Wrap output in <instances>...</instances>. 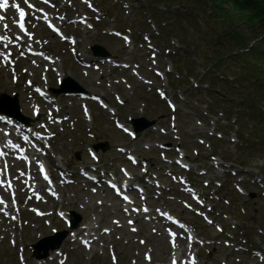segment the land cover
<instances>
[{
	"label": "rangeland",
	"instance_id": "rangeland-1",
	"mask_svg": "<svg viewBox=\"0 0 264 264\" xmlns=\"http://www.w3.org/2000/svg\"><path fill=\"white\" fill-rule=\"evenodd\" d=\"M93 2L97 10H100L97 14L100 19L94 21L95 23L92 22L94 26L91 29L86 27L75 28L74 25L68 23L67 25L70 26H66L64 23L65 30L78 34L77 52L80 56L91 59L92 56L88 48L89 44L92 42L102 44L118 60L138 64V74H132L130 69L113 68L109 65H105L98 70L82 68L74 62L68 51H66L65 43L61 44L58 39L54 38L49 40V43L53 42L55 46L51 47L49 45L47 48L51 51H56L59 55L60 66L63 67L64 76L74 79L75 82L86 88L89 93H101L100 95L115 109L116 113L113 115H117L122 120L127 121L129 118L144 115L148 118L156 119V123L163 126L167 131L170 112L164 101L159 98L156 89L166 91L169 96L171 95L174 98L173 100L177 107L175 112V133L163 134L157 130L153 131L149 129V131H145L146 133L143 132L144 134H138L135 139H130L115 128L113 124L115 116L110 115L106 109L98 107L96 102L87 101L90 116L86 118L80 110L81 101L77 95L50 93L54 95L55 100L60 104V115L68 116V120L54 125L56 135L53 136L47 160L50 168L57 165L73 168V175L75 176L74 181L62 189V202L51 201V203L53 207L62 205L61 207L66 212L73 210L79 214L81 216L80 223H83L84 226H90L89 232L91 238L95 237L93 249L89 251H84L79 247L77 241L70 242L69 237L65 239L62 248L68 253V258L64 264H169L170 249L166 241L163 226L161 223L156 222L155 215L149 218H147V215H143L147 220L143 216L139 217V215H136L134 213L136 212L134 211V206H139L140 201L138 200L136 203L131 204L132 207L127 211L128 205H121L122 200L113 195L104 185H95L88 182L82 179L78 172L75 171L79 165H86V167L90 168L89 166L95 163L96 160L91 159L87 152L89 148L92 149L91 145L99 141H107L109 144L105 152L100 150L94 151L100 159L98 168L103 166L106 170H114L116 175H120L118 172L119 166H126L132 172L134 179L141 178V167H133L127 164L123 154L116 150L115 147L125 145L127 149L133 150L139 157L144 156L149 161L152 160L155 164L152 163L150 167L151 171L157 170L161 162L165 164L164 166L169 163V160L164 162L159 159L162 156L159 154L158 147L154 145L155 141L172 143V147L166 152V156L175 155V147L177 145L181 146V153H184L185 157L195 161L191 165V171L196 170L195 165L197 164L200 167L204 163L205 166H208V162H203V160L207 155L214 152V149H216V153L220 157L225 152V155L231 161L241 162L244 159L243 161L247 163L249 172L256 171V165L264 164L256 160L259 157L261 161H264V153L255 151L251 147L243 148L244 146L238 150L239 143L229 142L231 137L229 133L233 130L231 127L228 130L229 133L222 134L219 140H213L214 149L206 145L208 142L206 138L209 135H213V128H223L227 123L220 113L217 114L223 108V103L219 101L221 96H216L217 98L211 101L209 94L203 89L204 85H198V92L191 90L189 82L194 80L188 76L182 78V76H177L174 72L173 65L174 67L182 68L190 65L192 76L198 79L201 72V62L197 59L191 48L189 50L185 49L189 57H185L184 61L188 60V64L178 61V56L181 57L182 53L173 56L172 62L170 60L171 57L167 54L166 47H168V43L166 42L170 39L172 41L170 43H172L174 48H181V46L175 42L173 37L166 35V32L159 36L156 26L152 24L149 25V29L160 40L157 43L153 42L158 49L156 57L153 59L149 58L148 51L144 50L145 47L141 43L144 40V34L141 37L138 36L135 40L131 39V42L128 43L112 35L111 31L116 29L117 25H123L124 28H130L131 26L129 25H132L134 26L133 29L131 27L130 31L127 29L125 31L138 34L140 31V27L138 26L146 22L148 23V12L141 0H129L128 2L126 0H113V3L119 4L121 2V4L124 3V6L127 5L126 11L122 15L118 9L107 10V5L103 4L102 0H93ZM59 5L67 13H73L74 10L79 8L85 9L79 0H60ZM138 5H141L142 9H138ZM157 8L159 11L164 10L163 6H158ZM174 8H177V6L173 5L169 10H174ZM156 15L158 16L159 14L156 12ZM238 28L242 33L246 31L241 24ZM184 29H187L186 35L189 37L191 35L190 28L185 26ZM188 42L191 44L189 40ZM27 64L30 66V74L35 75V78L32 79L34 83H41L38 75H40L41 70L44 71L43 65L46 64L44 62L38 67V64L33 65L30 61L22 60L18 68L19 79L16 82L11 80V73L9 71L2 70L0 72V100L3 99V102H0V108L10 109V105H12L11 100L5 96H3L4 98L1 97L2 93L9 96L17 93L19 96L20 112L34 121L33 119L35 118L30 116L31 106L26 104L31 88H28L23 80L29 75L28 73L23 74L21 72V69H25ZM155 68L160 70L161 75L153 72ZM139 75L145 78L147 83L139 79ZM170 75H172L171 78H174L173 83H170L169 77L167 78ZM120 78L125 79L126 85L121 84ZM203 78L205 79V75ZM116 79L120 83H115ZM47 80L50 81L49 85L55 88L58 87L55 83V74L51 70L47 73ZM69 83L73 85L72 82ZM24 89L27 92L24 93ZM224 90L230 92L228 89ZM113 92L119 94L123 100L122 105L117 104L113 97ZM235 97L236 95L234 97L233 95L229 96L230 99ZM255 107L257 112L259 110L260 112L262 111L259 104L255 105ZM47 108H51V106L48 104ZM208 108H211L212 111ZM45 114L46 110H44L42 117L38 118L39 122L45 120ZM38 120L35 121L37 122ZM259 126L264 128V123H260ZM222 130L227 131L225 128ZM246 133L248 132L243 134V137L249 136V139H246V141L250 143L254 142V137H250L249 133ZM201 139H204V143H201ZM210 140L212 142L211 138ZM145 144L149 146V149L144 148L146 147ZM193 150L198 151L197 155L193 153ZM75 153L77 154L75 155ZM198 160H200V163L197 162ZM159 175L162 176L160 180L164 181V183L171 182L161 168L159 169ZM211 175L216 177L223 176V169L212 170ZM226 182L227 187L225 191L227 190V192L223 194L230 200V204L223 205L219 201H216V199H213L212 202L215 209L210 213L214 220L212 225L204 223L195 214L182 207L181 202L177 199L181 193H179L176 185L172 186V191L176 194V197L172 196V192L169 191L170 187L163 184L161 185V189L168 190V193L163 194L158 199L154 195H150L149 201L153 207L163 206L173 209L182 218L189 220L197 226L198 232L207 239L204 245L200 246L198 244L196 248L202 259V264H264V259L253 256L251 252V249L254 248L252 243L260 242L254 230L257 226L264 230V196H260V191L252 187L249 190L254 194L253 201L246 200L243 194L238 195L232 190L230 180ZM36 206L44 208L45 211L49 210V204L46 206L43 203H39ZM242 207L245 211L241 210ZM206 209L203 208L204 211H207ZM237 209H239L241 215H238ZM50 218L47 217L46 219ZM25 219L29 220L27 225L22 224L23 227L21 229L17 224L14 225L15 235L13 239L16 240L15 246L10 242V238L13 236L11 231L13 226L3 221L1 230H7V235L0 233V264H57L56 261L50 260L51 256L37 261L31 255V245L44 236L53 235L54 230L66 229V225L54 215L51 219L52 224L47 226L45 223L46 219H36L26 209L23 212L22 220ZM129 221H134V223L128 224ZM238 222L243 224L246 230L249 228L248 232L249 235L251 234V237L246 234V230L240 231L243 227ZM217 226L221 228V231L216 229ZM105 228L109 229L110 232L104 233L103 230ZM83 233H86L85 229ZM244 237L246 241H244ZM229 239L235 243H241L242 246L224 245V241ZM50 241L44 243V246L48 247L52 244L53 240ZM20 249H23L25 255L24 263H20L17 258V251ZM40 252L43 251L40 250ZM108 252H113L114 257L112 259ZM49 253L53 255L55 252L49 251ZM113 258H115V261Z\"/></svg>",
	"mask_w": 264,
	"mask_h": 264
},
{
	"label": "trees",
	"instance_id": "trees-1",
	"mask_svg": "<svg viewBox=\"0 0 264 264\" xmlns=\"http://www.w3.org/2000/svg\"><path fill=\"white\" fill-rule=\"evenodd\" d=\"M144 1L166 8L164 16L171 17L168 26L180 44L192 47L209 86L236 95L238 119L264 140V128L259 126L264 123V111L258 113L255 107L259 104L264 108V0ZM173 5L177 8L169 10ZM156 11L152 18L160 25ZM240 24L246 29L244 33L238 28ZM185 26L190 28L189 37ZM187 69L190 71V66ZM230 76L232 81H228Z\"/></svg>",
	"mask_w": 264,
	"mask_h": 264
},
{
	"label": "snow or ice",
	"instance_id": "snow-or-ice-1",
	"mask_svg": "<svg viewBox=\"0 0 264 264\" xmlns=\"http://www.w3.org/2000/svg\"><path fill=\"white\" fill-rule=\"evenodd\" d=\"M48 2H49V0H45V3H48ZM25 3H28V0H25ZM8 4H9V0H0V9L7 8L8 7ZM15 7L19 10L20 18H21V20H23L24 17H25V15H26L25 10L23 8H21L19 4H16ZM29 7H34V5H30L29 4ZM40 11H43V9H41ZM3 19H4V17L3 16H0V20H3ZM4 27L7 28L8 25H4ZM20 27L23 28L24 27V24L21 23L20 24ZM6 39H9V37L8 36H4V35H0V40H6ZM5 47H7V46H5ZM20 55H23V53L21 52ZM0 56H3L5 59H7V56H11V53L9 52L7 54V56H5L4 53H0ZM5 155H6V153L2 149H0V157H3ZM39 167H40V170L41 171L44 170V165L43 164H40ZM7 169H8V164H7V162H5V164L3 165V168L0 169V172H7ZM3 182L4 181H0V184H2ZM9 186H11L10 182H9ZM124 199L127 200L128 197L125 196ZM2 202L3 201L0 200V203H2ZM201 203H202V201H201ZM13 218H15V217H13ZM130 223H131V221H130ZM189 239H191V237H189ZM149 259H150V257H149ZM174 264H175V262H174ZM192 264H196L195 258H192Z\"/></svg>",
	"mask_w": 264,
	"mask_h": 264
},
{
	"label": "water",
	"instance_id": "water-1",
	"mask_svg": "<svg viewBox=\"0 0 264 264\" xmlns=\"http://www.w3.org/2000/svg\"><path fill=\"white\" fill-rule=\"evenodd\" d=\"M94 49H96V52L100 55H103V54H106V52L104 50H98L96 47H94ZM137 121V119L134 120V123ZM151 122H147V121H144V125H141V126H137L135 125V129L136 130H139V129H142L146 126H148Z\"/></svg>",
	"mask_w": 264,
	"mask_h": 264
}]
</instances>
